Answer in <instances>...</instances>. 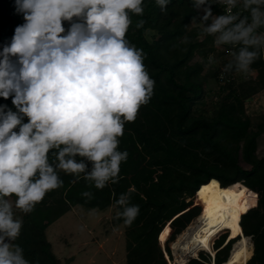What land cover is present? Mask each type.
I'll return each instance as SVG.
<instances>
[{"label":"trees","instance_id":"obj_1","mask_svg":"<svg viewBox=\"0 0 264 264\" xmlns=\"http://www.w3.org/2000/svg\"><path fill=\"white\" fill-rule=\"evenodd\" d=\"M193 2L169 0L165 13L155 0H144L143 16H132L126 39L146 53L144 63L155 84L149 102L134 122L125 123L119 138L118 150H127V161L121 163L118 182L109 181L102 190L89 187L83 174L77 178L58 170L62 187L49 191L30 214L14 208L23 220L16 243L31 264H70L73 257L64 263L55 253L48 227L77 205L122 211L116 200L130 189L131 203L139 205L137 217L130 226L117 215L112 220L125 226V264H173L171 243L202 213L200 189L212 179L238 198L242 232L230 240L227 233L216 239L214 257L201 251L185 264H223L233 244L247 236L254 245L247 264H264V149L259 147L264 115L256 123L247 110V103L264 90V55L244 77L232 72L221 79L223 66L232 59L230 46L219 50L202 26L193 25L199 15ZM211 2L214 15L224 13L217 0ZM139 19L146 23L136 29ZM23 22L14 0H0V44ZM185 36L189 42L181 43ZM0 104L13 107L11 98H0ZM85 191L94 198L83 197Z\"/></svg>","mask_w":264,"mask_h":264},{"label":"clouds","instance_id":"obj_2","mask_svg":"<svg viewBox=\"0 0 264 264\" xmlns=\"http://www.w3.org/2000/svg\"><path fill=\"white\" fill-rule=\"evenodd\" d=\"M217 2L223 14H213L211 0H194L199 15L192 19L216 47L230 46L220 78L247 74L264 55V0ZM155 3L166 13L169 0ZM14 9L24 22L0 44V98H11L15 109L0 104V264H31L16 243L23 220L14 208L30 214L62 187L58 170L83 174L99 190L118 182L129 155L118 150L119 138L149 102L155 81L144 50L126 39L144 0H14ZM145 23L139 19L135 28ZM131 193L116 200L117 218L129 226L139 213ZM81 195L94 198L91 191Z\"/></svg>","mask_w":264,"mask_h":264},{"label":"rangeland","instance_id":"obj_3","mask_svg":"<svg viewBox=\"0 0 264 264\" xmlns=\"http://www.w3.org/2000/svg\"><path fill=\"white\" fill-rule=\"evenodd\" d=\"M193 25L200 24L194 22ZM223 49V46L219 47V50ZM244 76L245 74L242 73L237 74L239 78ZM210 85L214 86L212 81ZM207 103L208 110L213 111V103L209 101ZM247 110L254 122H259L260 117L264 115L263 91L247 103ZM259 147L261 150L264 149V135L260 138ZM93 209L95 211H92ZM116 215L117 209L114 206L104 211L98 208H86L82 205L75 206L47 229V235L53 244L55 253L64 263L67 258L73 257L74 259L70 264H125L127 259L125 226L123 224H113L112 220ZM200 222L198 213V216L186 228L187 230L185 229L189 234L187 233L185 236L178 235L175 241L177 245L171 243L173 255L171 260L173 262L182 261L183 258L188 261L191 257H197L201 250L208 251L196 248L189 241L201 225ZM225 233L229 235L228 231L222 232L215 240ZM249 239L253 251L254 245L252 239L250 237ZM213 245L214 242L212 243V249ZM207 253H210V251Z\"/></svg>","mask_w":264,"mask_h":264},{"label":"bare ground","instance_id":"obj_4","mask_svg":"<svg viewBox=\"0 0 264 264\" xmlns=\"http://www.w3.org/2000/svg\"><path fill=\"white\" fill-rule=\"evenodd\" d=\"M200 196L205 203L204 209L199 215L201 225L195 233L191 231L194 234L190 237L189 241L196 248L208 250L210 253L216 255L215 249H212V243L215 242V238L220 233L228 231L229 235L227 240H230L238 237L242 232L240 223L242 213L238 207V198L223 188L217 179H212L207 184H204L200 189ZM187 233L184 231L181 235L185 236ZM249 240L247 236L235 242L229 259L223 264H247L253 254ZM173 243L177 245V242L174 241ZM185 263L186 260L183 258L182 261L174 262L173 264Z\"/></svg>","mask_w":264,"mask_h":264},{"label":"built area","instance_id":"obj_5","mask_svg":"<svg viewBox=\"0 0 264 264\" xmlns=\"http://www.w3.org/2000/svg\"><path fill=\"white\" fill-rule=\"evenodd\" d=\"M221 6H222L223 10L225 11V6H224V5H222V4H221ZM263 92H264V90H263Z\"/></svg>","mask_w":264,"mask_h":264},{"label":"water","instance_id":"obj_6","mask_svg":"<svg viewBox=\"0 0 264 264\" xmlns=\"http://www.w3.org/2000/svg\"><path fill=\"white\" fill-rule=\"evenodd\" d=\"M160 241H161V240H160ZM161 243H162V244H163V246H164V242H162V241H161ZM211 254H212V253H211ZM212 256L214 257L215 255H214V254H212ZM186 262H187V261H186Z\"/></svg>","mask_w":264,"mask_h":264},{"label":"crops","instance_id":"obj_7","mask_svg":"<svg viewBox=\"0 0 264 264\" xmlns=\"http://www.w3.org/2000/svg\"><path fill=\"white\" fill-rule=\"evenodd\" d=\"M229 240V239H228Z\"/></svg>","mask_w":264,"mask_h":264}]
</instances>
